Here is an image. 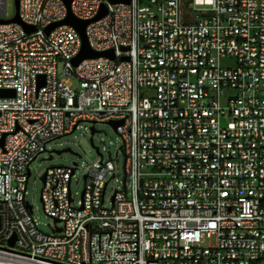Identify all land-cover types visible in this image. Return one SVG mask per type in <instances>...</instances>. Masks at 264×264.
Segmentation results:
<instances>
[{"label": "built area", "instance_id": "1", "mask_svg": "<svg viewBox=\"0 0 264 264\" xmlns=\"http://www.w3.org/2000/svg\"><path fill=\"white\" fill-rule=\"evenodd\" d=\"M7 5L0 89L14 95L0 96V264H264V0H19L20 21ZM102 8L86 35L114 57L75 65L80 33L47 27ZM101 122L121 137L115 157L95 146L78 203L79 164L48 167L41 200L55 224L41 231L26 198L30 164Z\"/></svg>", "mask_w": 264, "mask_h": 264}, {"label": "rangeland", "instance_id": "2", "mask_svg": "<svg viewBox=\"0 0 264 264\" xmlns=\"http://www.w3.org/2000/svg\"><path fill=\"white\" fill-rule=\"evenodd\" d=\"M7 13L14 15L16 13L15 0H8ZM232 62L233 59H223V62ZM90 123H81L73 133L66 134L48 145V151L39 155V157L30 164L31 175L28 180L26 198L33 205L32 216L37 221L38 228L46 233L53 231L54 219L48 217L44 211L41 200V191L43 188L42 175L46 169L51 166H73L74 162L79 165L76 169L75 176L72 178L71 188L76 198V203L81 199V192L84 188L83 175L87 167L99 159V154L95 146H99L102 150H110L115 157L118 147L122 140L119 133L110 123H98L96 129L99 131L95 133L93 143L91 142ZM71 150H63L58 153L55 150H62L65 148ZM50 151L52 153H50ZM52 154V158H49ZM108 155H106L107 157ZM115 164L120 173L119 178L123 177L124 153L120 151ZM120 183L112 179L108 185L106 196L110 195Z\"/></svg>", "mask_w": 264, "mask_h": 264}, {"label": "water", "instance_id": "3", "mask_svg": "<svg viewBox=\"0 0 264 264\" xmlns=\"http://www.w3.org/2000/svg\"><path fill=\"white\" fill-rule=\"evenodd\" d=\"M68 3H70V0H68ZM15 8H16L15 16L10 20L20 21L19 0H15ZM106 11H107L106 8H102L100 10V12L97 14V16H95L93 19H90V20L78 19V18L74 17L71 12H69V15L67 16V18L65 20L51 24L49 27H47V31L49 32L52 28H54L55 26H57L61 23H69L77 29V31L80 33L81 38H82V46H81L80 52L72 60L75 65L79 64V62L85 58L99 57L102 55H108V56L114 57L113 52L110 50H108V51H96V50H94L90 46L87 35H86V27H87L88 23L91 22L92 20H96V19L102 17L103 15H105ZM27 29L32 30L34 28L33 27H27ZM124 58H127V57H124ZM44 79H45L44 75H41L40 79H39V86L44 84ZM2 95H14V90L0 89V96H2ZM95 132H96V128L94 126H92L91 127V138H90L92 143H93V134ZM2 142H3V140H2ZM63 150H71V149L68 147V148H65L62 150H55V151L60 153ZM49 158H52V154L50 155ZM42 178H44V175L42 176ZM14 240L15 239L13 238L11 240V243H13Z\"/></svg>", "mask_w": 264, "mask_h": 264}]
</instances>
